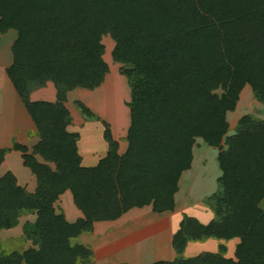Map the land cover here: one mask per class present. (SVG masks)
Instances as JSON below:
<instances>
[{
    "label": "trees",
    "instance_id": "trees-1",
    "mask_svg": "<svg viewBox=\"0 0 264 264\" xmlns=\"http://www.w3.org/2000/svg\"><path fill=\"white\" fill-rule=\"evenodd\" d=\"M11 30L17 39L6 73L40 142L33 152L17 142L0 148V166L9 152H21L38 186L29 193L11 171L0 179V232L36 214L23 229L37 249L7 252L0 242V264H91L92 250L73 241L96 222L149 206L173 212L197 139L219 151L222 176L204 200L214 218L204 225L185 215L173 238L177 258L154 264H264V119L245 115L229 134L227 116L247 85L264 106V0H0V35ZM107 35L113 60L129 67L122 70L131 88L128 148L120 154L101 121L108 153L83 167L65 102L69 92L105 82ZM48 82L56 102L32 101V90ZM67 191L84 216L75 223L55 207ZM210 239L225 242L217 253L184 256L190 242ZM234 239L240 243L230 259L226 243Z\"/></svg>",
    "mask_w": 264,
    "mask_h": 264
},
{
    "label": "crops",
    "instance_id": "crops-1",
    "mask_svg": "<svg viewBox=\"0 0 264 264\" xmlns=\"http://www.w3.org/2000/svg\"><path fill=\"white\" fill-rule=\"evenodd\" d=\"M10 36H12V38L10 40L9 46L12 47L15 40L17 39V32L14 30L9 31L5 35H0V43H3L6 39H8L6 37H10ZM12 64H13V55L10 54L9 61L1 67V71L3 72L2 77L4 78V83H5L3 89L5 88V91L13 96L16 105H15V111L11 112L10 118H12V122L9 123L6 122L8 124V127H5L0 130V148H5V147L8 148L9 145H7V143H9L12 139L17 138L22 143V145L27 146L30 152H33V148L40 142V139L37 136L36 126L32 121L25 105L18 96L11 80H9V78L7 77L6 70ZM53 85H54L53 83L48 82L46 87L39 88L35 92H32L30 95L31 100L54 102L55 89ZM241 98L242 96L240 94L239 102L241 101ZM239 102H238V108L240 104ZM126 120L127 122L125 123L124 127L126 128V131H128V128L130 126V113L129 116L127 115ZM23 121L25 122L24 124H22ZM72 127L73 126L71 125L68 128V130L70 132H78V134L80 135V140L78 141V148H79V154L82 157L83 167L97 166L100 160L106 157L108 153L109 146L107 142L106 144L103 142L104 143L103 146H100V148L97 149L98 151H101V155L92 156L89 154L90 156L89 155L84 156L83 153L81 152L82 150L81 143L83 142V140L81 142V134L79 131L71 130ZM104 132L105 130L103 131V135ZM199 143L200 144H197L196 141V144L193 148L194 159L191 169L185 171L181 176L180 179L181 185L179 186V192L175 195L176 208L173 212H165L162 214H158L153 211L151 206L142 209L134 208L131 209L126 214H124L120 219L116 221L96 222L94 224V228L92 232L82 234L79 237V239L73 241V243H81L92 250L93 259H94L93 264H154L157 262H172L177 258V253L172 245L173 238L175 234L180 230V224L184 218V215L195 218L204 225H208L213 220L214 215L212 211L204 204L203 198L206 196L205 194H201L199 200L197 201L195 199H191V196H187V194H185L183 191L184 188L183 181L185 180L184 178L185 176H188L189 179L190 178L195 179L196 177L199 176V174L196 173V168H195V163H197V159H196L197 155L198 157H200L199 165L201 169H203V167L206 166L207 164V160H206V158L208 157L207 154L202 155L203 154L202 152L204 151V149H206L204 146L205 142L200 141ZM218 154L219 151L216 149L215 155L217 158H218ZM13 157L19 159L21 165L20 171L24 175L23 176L24 181L22 180L20 174H18L15 170H12V165L9 164V159ZM36 158L40 163L47 164L53 169H55L53 163L46 162L41 156L37 155ZM24 167L25 166L23 165L21 152L11 151L6 155L5 161L0 166V171L2 170V172H0V179L11 171L17 177L18 184L24 187L29 193L34 194L38 186L37 178L29 168L27 167L24 168ZM216 174H217L216 178H220L222 176V171L220 170V167L219 168L217 167ZM207 184H208L207 188L209 187V191L207 190L208 192L207 194H209L208 196H212L214 192L217 191L216 181L213 180L211 182L212 185H210L209 183ZM211 186L214 188V190L210 189L212 188ZM181 194H183L184 197H181L179 201V196ZM67 197L69 198L70 201V208L68 210L65 209V206L62 205V203ZM58 203L62 207L63 213L65 214V217L68 222L75 223L78 219L84 217L83 213L75 206L73 201V196L70 191H67L65 194H63L58 200ZM36 219H37V215L32 214L21 217L19 221H22V224L24 225L27 222L34 223ZM137 221L141 222L142 224L141 228H138L135 225ZM20 226L21 224L19 222V225L17 227L10 230H3L0 232V235L2 233L3 234L14 233V231H16L18 228L21 230L22 227ZM160 230H162V233L160 232ZM132 238L140 239L139 241L145 238L147 239L146 241H148L147 244L149 246H147L146 244V248L143 249V247L139 246L141 244L136 245V243H134L136 241H132ZM130 243L132 247L128 246V244ZM221 243H225V242L214 239H210L204 242H190L186 247L184 256L186 258H191L206 252L217 253ZM239 243H240L239 239H234L226 243L227 258L236 259L235 253H236L237 245ZM33 248L37 249L36 246H33Z\"/></svg>",
    "mask_w": 264,
    "mask_h": 264
},
{
    "label": "rangeland",
    "instance_id": "rangeland-1",
    "mask_svg": "<svg viewBox=\"0 0 264 264\" xmlns=\"http://www.w3.org/2000/svg\"><path fill=\"white\" fill-rule=\"evenodd\" d=\"M6 38L8 39H6L3 43H0V130L5 127H8L7 123L12 122V118H10L11 112L15 111V105H16L13 96L10 93H7L5 91V88L3 89L5 83H4V78L2 77L3 72L1 71V67L9 61L10 54H12V47L9 46L12 36ZM103 44L105 46L104 59L109 65V69H110V72L106 76L105 82L98 89H95L93 91L82 88L75 89L68 93L67 101L65 102V106L69 110L72 117L73 127L71 128V130L79 131L81 134V142L83 140V142L81 143V147H82L81 152L83 153L84 156H88L89 154L92 156L101 155V151H98L97 149H99L100 146H103L104 143L106 144V141L103 138L104 136L103 131L105 130V128L103 127L101 121H104L107 124H109L112 133L114 134V139L119 143V153L124 154V152L128 148L127 131L124 126L125 123L127 122L126 120L127 115L129 116L130 113V109L127 107V103L131 101V88L128 84L127 78L122 74V70L128 69L129 67L122 65L120 63H116L113 60L112 51L115 47V42L109 35L103 37ZM53 86L55 89L54 102H56L57 90L55 85ZM38 89L39 88H35L32 90V92H35ZM216 93L221 96L223 94V91L219 89ZM241 96L242 98L241 101L239 102L240 103L239 108L237 105L236 110L234 112L228 113L227 115L228 121L230 122L229 134H234L236 128L235 126L237 125L239 119L245 114L247 115L252 114L260 119H264V106L258 100L255 99V95L253 94V91L250 86H246V88H244L243 92L241 93ZM79 103L84 104L88 109H90L92 113L100 121L95 119H90L87 116H85L82 109H80V107L78 106ZM24 123L25 122L23 121L22 124ZM72 133H78V132H72ZM200 141L204 142L202 139H199L197 140V144H200L199 143ZM14 142L22 144L17 138H14L9 143H7V145H9L8 147L9 149L13 147ZM204 146L206 149H204L202 155L207 154L208 156L206 158L207 160L206 166H204L203 169L200 168L199 165L200 157H198L197 155L196 158L197 163H195V168H196V173L199 174V176L196 177L195 179L192 178L189 179L188 176H185L184 177L185 180L183 181L184 193L187 194V196H191V199H195L197 201L199 200L201 194L206 195L203 198L204 200L211 197L208 196L209 194H207L208 193L207 190L209 191V187L207 188L208 186L207 183L212 185L211 182L213 180L216 181V186L218 189L219 178H216L217 175L216 173H217V167L219 168V165H218L217 157L215 155L216 148L210 147L206 143L204 144ZM9 164L12 165V170H15L18 174H20L23 180L24 175L20 171L21 165L19 159L16 157L10 158ZM0 172H2V170ZM180 185L181 183L179 184V186ZM210 189L214 190L213 187ZM216 192L217 191H215L214 194ZM181 197H184L183 194L179 196V201ZM57 203L58 201L55 204L57 212L58 213L63 212L62 207L60 206L59 203L57 205ZM62 205L65 206V209L67 210L70 208V201L68 197L64 200ZM260 207L262 210H264V200L260 204ZM19 222L21 224L20 227H22L23 225L22 221ZM136 223L135 225L138 228H141L142 225L141 222L137 221ZM24 225L21 228V230L18 228L16 231H14V233L11 234L2 233L0 235V242L4 245V248L5 250H7V252L17 251L22 253L35 246L31 241L25 239V234L23 229ZM160 232L162 233V230H160ZM139 240L140 239L132 238V241H136L134 242L136 243V245L141 244L139 246L143 247V249L146 248V244L148 242L146 241L147 239L144 238L141 241ZM128 246L132 247L131 243L128 244ZM147 246L149 245L147 244ZM93 260H92V264H93Z\"/></svg>",
    "mask_w": 264,
    "mask_h": 264
}]
</instances>
